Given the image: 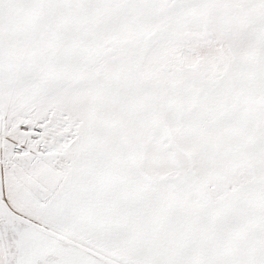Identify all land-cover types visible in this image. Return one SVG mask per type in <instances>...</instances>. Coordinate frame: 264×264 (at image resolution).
<instances>
[{
  "label": "snow or ice",
  "instance_id": "obj_1",
  "mask_svg": "<svg viewBox=\"0 0 264 264\" xmlns=\"http://www.w3.org/2000/svg\"><path fill=\"white\" fill-rule=\"evenodd\" d=\"M0 264H264V0H0Z\"/></svg>",
  "mask_w": 264,
  "mask_h": 264
}]
</instances>
